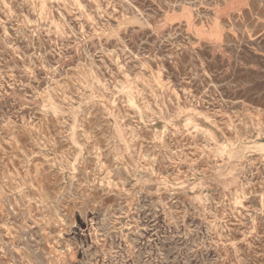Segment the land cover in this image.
I'll list each match as a JSON object with an SVG mask.
<instances>
[{
  "label": "rangeland",
  "instance_id": "rangeland-1",
  "mask_svg": "<svg viewBox=\"0 0 264 264\" xmlns=\"http://www.w3.org/2000/svg\"><path fill=\"white\" fill-rule=\"evenodd\" d=\"M0 264H264V0H0Z\"/></svg>",
  "mask_w": 264,
  "mask_h": 264
}]
</instances>
